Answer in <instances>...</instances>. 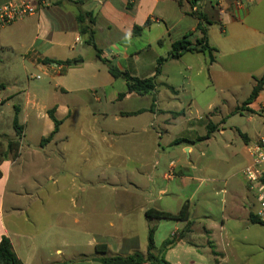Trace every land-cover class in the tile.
<instances>
[{
    "label": "crops",
    "instance_id": "obj_1",
    "mask_svg": "<svg viewBox=\"0 0 264 264\" xmlns=\"http://www.w3.org/2000/svg\"><path fill=\"white\" fill-rule=\"evenodd\" d=\"M13 1L18 0H0V7ZM28 1L39 6L35 15L0 26V53H13L0 69V94H8L0 98V147L7 155L0 163V243L8 238L22 264H104V258L146 254L149 230L154 228L155 255L164 242H175L165 253L170 264H228L233 256L228 249L235 238L226 220L197 222L202 215L192 202L198 195L196 173H210V165L192 161L196 142L215 139V132L224 135L222 124L228 115L224 117L221 109L226 102L201 105L190 94L185 105L180 96L197 78L207 88L214 84L220 94H247L230 114L248 101L264 78V0H202L196 9L191 0H84L80 8L95 17L94 42L106 62L80 35L77 0ZM204 36L216 50L213 55L184 53L165 61L157 75L159 60L169 57L174 43L187 39L195 44ZM90 48L95 55L86 58ZM50 64H61L64 70L56 73ZM108 64L139 79L156 76V93L128 92L126 81L114 78ZM30 80L38 82L32 86ZM163 85L172 94H160ZM261 91L243 110L264 114ZM9 102L14 108L6 112ZM193 110L199 115L190 118ZM50 111L60 121L56 133ZM16 112L20 137L13 126ZM1 120L12 127L5 131ZM178 128L188 138L171 136ZM208 129L213 130L209 138ZM242 134L248 154L252 142L246 131ZM15 141L19 142L16 155L9 149ZM180 147L188 158L170 160ZM243 159L244 169L251 158L248 154ZM84 160L108 163L112 181H128V187L112 182L105 189L112 201V208L108 207L114 212L107 222L108 233L99 229L98 193L95 198L94 193L72 198L67 208L55 203L61 189L38 186L37 179L56 182V178L78 174ZM129 164L135 166L128 169ZM148 178L150 187L144 184ZM31 180L35 185L26 186ZM241 184L246 201L240 199V207L247 209L253 198L258 204L243 175ZM233 189L232 205L237 208L240 192L237 186ZM185 203L189 204L188 220L146 217L150 209L178 214ZM116 211L123 215L120 226L129 222L127 213H141L146 221L143 235L132 228L113 232ZM248 211L253 214L251 207Z\"/></svg>",
    "mask_w": 264,
    "mask_h": 264
},
{
    "label": "rangeland",
    "instance_id": "obj_2",
    "mask_svg": "<svg viewBox=\"0 0 264 264\" xmlns=\"http://www.w3.org/2000/svg\"><path fill=\"white\" fill-rule=\"evenodd\" d=\"M12 54L11 51L3 55L0 53V56H3L2 59H0V61L3 62L0 63V69L5 67L8 56H12ZM85 55L86 58H88L90 55L94 56L95 52L90 48L85 52ZM209 61L211 62V58H209ZM162 80L165 81L163 77ZM26 81L28 80L25 77L24 85ZM29 82H31L33 86V84H36L38 81L30 80ZM195 82L193 86L189 87L186 85V90L180 96L181 101L185 102V105L188 104L189 102L186 97L190 94H193L201 105L209 102L220 104L222 101H225L226 106L221 109L222 115L224 114V117L228 115L226 121L222 124L224 135H219L218 132H215L213 134L215 139L211 141L205 139L206 142L204 141L203 143H200L202 141L196 142L197 146L195 147L192 161L195 162V160H197V162L210 165L209 174H204L200 170V172H197L195 175L196 181L194 187L198 186V195L194 197L192 202L196 205L197 212H201L200 214L202 215L201 217H197L196 221L206 220L208 222L214 221L221 223L222 220H226L227 230L230 236L235 238V241L228 249L235 257L230 256L231 259L228 264H264V225L253 223L250 220V215L252 213L248 211L249 207H251L253 209V215L255 214L258 206L256 199L253 198V200L249 202L251 204L247 206V209L240 207V199L242 203L246 201V198H243L244 190L241 184L242 175L240 172L244 167L243 157H248V154L244 152L245 143L242 132H247L252 143L263 139L264 114L254 115L245 110H242L243 112L230 114V111L236 106V103L241 105L244 101L247 96V94H244V91L240 93L231 91L229 93L220 94L216 91L214 84L210 88H207L205 85L208 84L203 80L201 81L196 78ZM24 85L22 87H24ZM233 85L234 84H231V87H233ZM232 89L234 90V88ZM159 90L161 92L160 94H172L170 88H166L164 85L160 86ZM7 95L8 94L1 93L0 98H5ZM7 104L5 105V111H13V104L11 102ZM187 110L188 107L186 106V111ZM197 115H199V112L197 113L195 110H193L192 115L188 114L190 118ZM1 123L5 131H7L9 127H12L8 124L7 120H1ZM186 135L187 134L182 128L171 131V136L174 137L188 138ZM182 145L184 146L185 144L183 143ZM201 153H203V155ZM178 156L181 157L182 160L188 158V154L182 152V147L179 148L177 154L171 155L170 160L176 161ZM155 162H157V158L153 159L152 163H149L152 166ZM97 165H99L98 171L94 169V172L89 173L91 169ZM115 165L118 169L120 164L117 161ZM128 166V169H130L133 168L135 164H129ZM112 172L113 170L108 171V163H91L84 160L80 165V172L78 174L73 173L67 175V177L56 178V182H53L55 179L50 181L47 179H37V181L38 186L41 185L51 190L61 189V194L57 196V201L55 203L62 202V207L66 206L67 208L70 207L69 203L72 198H80L83 193L85 197L88 195L92 196L94 193L95 198V193H98V198L96 197V199L99 200L100 204L97 212L99 215V229L103 233H108L109 228L107 222L109 219L114 218V212L111 209V197L105 193V189L109 188L112 182L117 183V185H119L117 187L129 186L127 179H115L112 181ZM150 181L151 180L148 178L144 181V184L150 187ZM30 185L34 186L35 181L31 180V184L27 183L26 186L30 187ZM160 185L164 187L166 182L162 181ZM173 186H177V184L175 183ZM235 186H237L238 192H240L237 202L234 201L238 203L237 208H234L232 205L233 197L235 196L233 188H235ZM59 198L62 200L58 201ZM109 205L111 208L108 207ZM241 205L245 206L244 204ZM115 213V223L117 227L113 232L120 233L123 231L126 233L128 229L132 228L136 233L143 235L146 221L141 213H127L129 222L121 226L120 222L123 220V215L119 213L122 212L116 211ZM206 251H209V249L207 248Z\"/></svg>",
    "mask_w": 264,
    "mask_h": 264
},
{
    "label": "trees",
    "instance_id": "obj_3",
    "mask_svg": "<svg viewBox=\"0 0 264 264\" xmlns=\"http://www.w3.org/2000/svg\"><path fill=\"white\" fill-rule=\"evenodd\" d=\"M192 4L196 6L200 1L202 0H191ZM76 5H79L78 8V13H77V23L79 25V31L80 35L82 37H85V43L89 46H91L95 52L96 56L98 59L106 62L102 58L101 51H99L95 45L94 42V35H95V17L92 13L86 12L80 8V4L82 5L84 3V0H77L74 2ZM199 19L205 21V17L203 15H198ZM201 30L203 31L204 34H206V29L201 26ZM216 50L212 47L209 46V44L206 41V36L195 44H192L190 41L187 39L178 41L173 44L172 51L169 55L168 58L163 59L161 58L158 62V68H157V75L161 71V66L162 64L167 61L168 59H178L183 55L184 53L188 52H197V53H205L208 55H213V52ZM109 72L114 78H122L126 81L127 84V89L128 92L130 93H136L138 95H146V94H155L157 91L158 83L156 76L147 78V79H139L136 77L131 76L128 72L126 71H120L116 67L112 66L111 64H108ZM264 84V78L260 80L257 84V86L254 87L248 101L237 110H243L245 108V105L252 102L254 99H256L260 93V91L263 88ZM49 115L53 122L55 123V131L56 133L58 131L60 121H58L55 116L54 112L50 111ZM13 126L14 129L16 130L18 136L20 137L21 134V128L18 124V113L16 112L14 120H13ZM53 133V134H54ZM213 133V130L208 129V135L207 137L209 138L210 135ZM52 137V136H51ZM50 137V138H51ZM19 148V142H10L9 143V149L14 150L17 154ZM7 155L3 153V150L0 147V163L3 161V159ZM1 176V172H0ZM146 217L148 219H166V220H188L189 219V204L185 203L181 209V211L178 214H172L168 212H163V211H158L155 209H150L146 212ZM250 220L253 223H260L255 215L251 214L250 215ZM261 224V223H260ZM187 227V231L190 228V224ZM263 225V224H262ZM154 234H155V229L150 228L149 230V235H148V251L146 254H143L141 252H136L133 255H130L128 257H110V258H104L102 259V262L104 264H144V263H149V264H170L167 262L165 259V253L173 247L175 242L173 240L171 241H166L163 243L159 254H154L152 251L155 249V244H154ZM0 264H22L20 260L18 259L17 255L15 254L12 244L8 238H3L1 243H0Z\"/></svg>",
    "mask_w": 264,
    "mask_h": 264
},
{
    "label": "built area",
    "instance_id": "obj_4",
    "mask_svg": "<svg viewBox=\"0 0 264 264\" xmlns=\"http://www.w3.org/2000/svg\"><path fill=\"white\" fill-rule=\"evenodd\" d=\"M194 8L197 7L194 6ZM38 9V5L28 0H18L6 4L0 7V26L11 25L28 16L35 15ZM50 68L56 73L64 70V66L61 64H50ZM260 110H264V88L261 91ZM247 149L251 163L243 169L242 175L249 189L255 192L258 201V208L254 215L264 225V138L250 144Z\"/></svg>",
    "mask_w": 264,
    "mask_h": 264
},
{
    "label": "water",
    "instance_id": "obj_5",
    "mask_svg": "<svg viewBox=\"0 0 264 264\" xmlns=\"http://www.w3.org/2000/svg\"><path fill=\"white\" fill-rule=\"evenodd\" d=\"M211 60H213V59H211Z\"/></svg>",
    "mask_w": 264,
    "mask_h": 264
}]
</instances>
